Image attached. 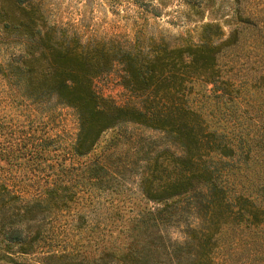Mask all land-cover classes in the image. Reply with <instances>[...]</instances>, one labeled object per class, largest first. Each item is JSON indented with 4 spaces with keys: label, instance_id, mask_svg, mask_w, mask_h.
Here are the masks:
<instances>
[{
    "label": "trees",
    "instance_id": "trees-1",
    "mask_svg": "<svg viewBox=\"0 0 264 264\" xmlns=\"http://www.w3.org/2000/svg\"><path fill=\"white\" fill-rule=\"evenodd\" d=\"M229 20L85 41L44 0H0L16 46L0 60V264H264V0H232ZM115 63L123 104L93 85ZM57 105L77 115L70 144ZM124 122L180 151L105 137Z\"/></svg>",
    "mask_w": 264,
    "mask_h": 264
},
{
    "label": "rangeland",
    "instance_id": "rangeland-1",
    "mask_svg": "<svg viewBox=\"0 0 264 264\" xmlns=\"http://www.w3.org/2000/svg\"><path fill=\"white\" fill-rule=\"evenodd\" d=\"M44 6L54 22L68 29H76L83 40L116 38L124 44L133 41L136 34L160 36L173 40L181 36L196 38L204 23L219 21L225 34L232 28L229 22L232 0H44ZM16 48L12 44H0V60H5ZM122 65L96 76L93 85L97 92L123 104L131 98L121 81ZM51 120L63 142L70 144L77 129L75 111L65 105L53 108ZM121 137L124 146L147 145L180 148L162 131L147 128L133 122H124L108 130ZM145 148V147H144ZM144 205L156 206L153 202ZM179 236L177 230H171Z\"/></svg>",
    "mask_w": 264,
    "mask_h": 264
}]
</instances>
